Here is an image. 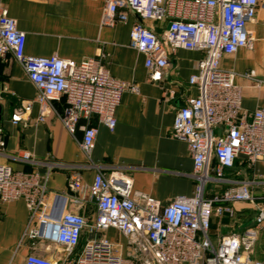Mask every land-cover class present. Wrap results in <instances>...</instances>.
Listing matches in <instances>:
<instances>
[{
  "label": "built area",
  "instance_id": "built-area-1",
  "mask_svg": "<svg viewBox=\"0 0 264 264\" xmlns=\"http://www.w3.org/2000/svg\"><path fill=\"white\" fill-rule=\"evenodd\" d=\"M103 4V27L124 23L127 10L141 21L169 25L156 34L136 23L129 34L130 46L144 56L151 81L160 80L177 50L203 53L196 72L189 77L197 95L187 98L176 111L171 135L187 146L192 160L190 177L195 183L193 194L176 197L162 206L145 194L134 193L132 178L114 171L96 173L91 184L75 180L71 183L73 195L50 202L37 172H17L0 165V202L24 201L28 223L23 239L36 238L62 247L67 257L61 264H264L253 257L257 232L264 220L263 208H258L255 227L241 235H223L216 243L210 236L213 218L233 217L235 205L255 203L249 183L237 182L205 196L207 184L226 181L225 171L232 169L240 157L250 167L264 161V108L244 110L242 87L235 82L241 78L260 88L264 76L258 77L253 70L236 73L221 67L223 57L253 48L254 37L248 25L254 22L264 0H103ZM8 55L34 85V102L50 106L52 101L64 99L59 121L70 135L82 133L79 148L87 160L97 134L91 119L113 130L122 95L138 92L135 84L110 75L101 51L79 62L57 55H27L25 34L3 9L0 62ZM29 108L26 103L25 109ZM18 120V116L12 117L14 124ZM20 157L32 160L25 151ZM87 201L96 209L91 221L74 212ZM109 229L125 239L126 247L105 236ZM84 232L86 238L81 242ZM24 264L55 263L28 254Z\"/></svg>",
  "mask_w": 264,
  "mask_h": 264
},
{
  "label": "crops",
  "instance_id": "crops-1",
  "mask_svg": "<svg viewBox=\"0 0 264 264\" xmlns=\"http://www.w3.org/2000/svg\"><path fill=\"white\" fill-rule=\"evenodd\" d=\"M103 6V0H0V11L4 9L16 21L17 29L25 34L27 55H57L79 62L101 51L106 55L102 63L112 77L138 87L137 93L122 95L113 130L91 119L97 134L87 160L79 148L82 133L77 131L74 136L70 135L59 121L64 99L52 101L50 106L34 102V85L8 55L0 62V165L17 172H37L50 202L64 201L73 195L71 183L75 180L91 184L96 173L107 175L114 171L132 178L134 193L145 194L162 206L176 197L191 196L195 187L190 177L192 160L186 144L171 135L176 111L187 98L197 95L189 85V77L196 72L203 53L177 50L160 80L151 81L144 56L130 46L129 34L136 23L156 34L162 33L167 24L141 21L127 10L124 23L103 27ZM248 29L254 37L253 48L223 57L221 67L236 73L253 70L258 77H263L264 5L258 9ZM235 82L242 87L244 110L252 112L264 108V86L256 88L241 78ZM26 103L30 104L29 110L25 109ZM15 115L19 117L16 124L12 122ZM23 151L30 153L31 161L21 159ZM224 177V182L207 184L206 197L245 181L264 209V161L250 167L240 157L232 169L225 171ZM234 208L233 217L213 218L210 236L214 243L220 236L241 235L246 229L255 227L257 214L250 217L251 225L244 227L241 221L249 216L244 212L246 207L238 204ZM74 212L91 221L96 209L87 201L75 207ZM27 223L28 211L23 200L0 202V264H24L28 254L42 256L55 264L64 262L67 255L57 244L36 238L23 239ZM257 233L253 257L264 262V220ZM105 236L124 245L125 239L113 229ZM85 238L86 232L81 242Z\"/></svg>",
  "mask_w": 264,
  "mask_h": 264
},
{
  "label": "rangeland",
  "instance_id": "rangeland-1",
  "mask_svg": "<svg viewBox=\"0 0 264 264\" xmlns=\"http://www.w3.org/2000/svg\"><path fill=\"white\" fill-rule=\"evenodd\" d=\"M243 207H246V210H244V212L249 213V218L245 217V219H243L241 222L242 224H244V227L250 226L252 221L251 218L254 217V215H256L258 213V208H261L260 206H262L261 204L257 203V201L255 200L254 204H249V203H244L242 204ZM251 217V218H250ZM118 240H120V238H117ZM120 242V241H119ZM124 243V247H126V241L123 242ZM124 254L126 255L127 252L125 251Z\"/></svg>",
  "mask_w": 264,
  "mask_h": 264
},
{
  "label": "water",
  "instance_id": "water-1",
  "mask_svg": "<svg viewBox=\"0 0 264 264\" xmlns=\"http://www.w3.org/2000/svg\"><path fill=\"white\" fill-rule=\"evenodd\" d=\"M168 27H169V25L167 26V28H168ZM1 88H2V87H1V85H0V90H1ZM58 215H59V214H58ZM56 218L58 219V216H56Z\"/></svg>",
  "mask_w": 264,
  "mask_h": 264
}]
</instances>
